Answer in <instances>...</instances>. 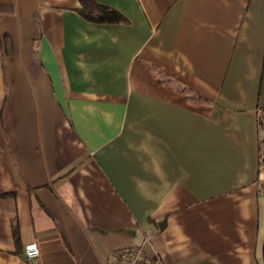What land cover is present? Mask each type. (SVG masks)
<instances>
[{
    "label": "crops",
    "instance_id": "0c3cea01",
    "mask_svg": "<svg viewBox=\"0 0 264 264\" xmlns=\"http://www.w3.org/2000/svg\"><path fill=\"white\" fill-rule=\"evenodd\" d=\"M98 1L0 0V264H262L264 0Z\"/></svg>",
    "mask_w": 264,
    "mask_h": 264
},
{
    "label": "trees",
    "instance_id": "16d2710c",
    "mask_svg": "<svg viewBox=\"0 0 264 264\" xmlns=\"http://www.w3.org/2000/svg\"><path fill=\"white\" fill-rule=\"evenodd\" d=\"M81 4L78 11L88 20L98 23H125L129 18L118 8L100 3L98 0H80ZM15 12V3L13 2H0V13H13ZM264 107V105H263ZM264 128V124L261 122ZM259 167L263 170L264 166V136L260 141L259 148ZM13 232L16 242L19 243V229L18 224L14 222ZM262 264H264V241H263V255Z\"/></svg>",
    "mask_w": 264,
    "mask_h": 264
},
{
    "label": "built area",
    "instance_id": "2783aa9c",
    "mask_svg": "<svg viewBox=\"0 0 264 264\" xmlns=\"http://www.w3.org/2000/svg\"><path fill=\"white\" fill-rule=\"evenodd\" d=\"M260 189L264 192V172L260 180ZM147 240L149 237L147 236ZM41 248L36 241H31L25 246V256L29 264H38ZM145 257L144 243L119 249L113 256L111 264H139ZM147 264H164L160 255L151 257Z\"/></svg>",
    "mask_w": 264,
    "mask_h": 264
},
{
    "label": "rangeland",
    "instance_id": "374dc122",
    "mask_svg": "<svg viewBox=\"0 0 264 264\" xmlns=\"http://www.w3.org/2000/svg\"><path fill=\"white\" fill-rule=\"evenodd\" d=\"M261 118H262V123L264 124V110L262 111ZM263 169H264V166H263Z\"/></svg>",
    "mask_w": 264,
    "mask_h": 264
}]
</instances>
